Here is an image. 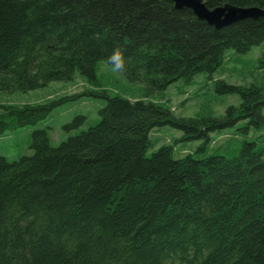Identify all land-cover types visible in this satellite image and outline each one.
Masks as SVG:
<instances>
[{
    "label": "trees",
    "instance_id": "1",
    "mask_svg": "<svg viewBox=\"0 0 264 264\" xmlns=\"http://www.w3.org/2000/svg\"><path fill=\"white\" fill-rule=\"evenodd\" d=\"M204 1L264 8V0ZM262 42L264 15L217 29L173 0H0V91L96 83L98 62L119 47L126 77L164 92L198 73L212 79L229 50ZM215 85L241 104L183 117L168 103L91 90L0 104L3 134L85 94L106 100L87 131L55 147L36 129L32 155L0 156V264H264V146L244 140L232 158L176 159L164 145L148 156L151 131L164 125L209 140L242 118L264 141V85Z\"/></svg>",
    "mask_w": 264,
    "mask_h": 264
},
{
    "label": "rangeland",
    "instance_id": "2",
    "mask_svg": "<svg viewBox=\"0 0 264 264\" xmlns=\"http://www.w3.org/2000/svg\"><path fill=\"white\" fill-rule=\"evenodd\" d=\"M264 56V42L246 53L229 50L223 63L209 79L207 73H198L192 80H179L171 84L164 92H148L145 84L130 81L123 72H113L101 60L97 64L98 81L78 77L73 82L53 81L47 86L35 90L0 91V104H38L60 99L85 90L108 91L129 99H147L168 103L175 115L183 117L222 116L231 106L241 104L237 93L221 94L216 90L215 82L223 79L228 83L264 85V67H259V60ZM264 65V64H263ZM106 100L95 95H82L67 100L43 120L35 125H27L0 134V156L8 161H17L23 156L34 153L33 133L36 129H45L52 146H58L68 138L79 135L96 125L101 119L100 110ZM1 111V109H0ZM184 132L171 125H164L151 131L153 145L148 151L150 156L164 145L173 146L176 159L192 153L196 158L212 154H221L228 158L239 155L244 140H254L264 146L261 131L248 127L246 119H238L235 124L210 133L209 140L183 139Z\"/></svg>",
    "mask_w": 264,
    "mask_h": 264
},
{
    "label": "water",
    "instance_id": "3",
    "mask_svg": "<svg viewBox=\"0 0 264 264\" xmlns=\"http://www.w3.org/2000/svg\"><path fill=\"white\" fill-rule=\"evenodd\" d=\"M176 8H190L200 19L207 21L217 29L231 25L246 18H258L264 15V8L257 6L240 7L225 4L209 8L204 0H173Z\"/></svg>",
    "mask_w": 264,
    "mask_h": 264
},
{
    "label": "clouds",
    "instance_id": "4",
    "mask_svg": "<svg viewBox=\"0 0 264 264\" xmlns=\"http://www.w3.org/2000/svg\"><path fill=\"white\" fill-rule=\"evenodd\" d=\"M105 63L113 72H123L127 64V57L123 50L117 47L106 58Z\"/></svg>",
    "mask_w": 264,
    "mask_h": 264
}]
</instances>
